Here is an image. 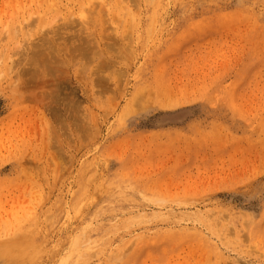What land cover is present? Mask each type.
Masks as SVG:
<instances>
[{"label": "rangeland", "instance_id": "1", "mask_svg": "<svg viewBox=\"0 0 264 264\" xmlns=\"http://www.w3.org/2000/svg\"><path fill=\"white\" fill-rule=\"evenodd\" d=\"M0 264H264V0H0Z\"/></svg>", "mask_w": 264, "mask_h": 264}, {"label": "bare ground", "instance_id": "2", "mask_svg": "<svg viewBox=\"0 0 264 264\" xmlns=\"http://www.w3.org/2000/svg\"><path fill=\"white\" fill-rule=\"evenodd\" d=\"M42 52V51H41ZM39 54V53H38ZM38 54H37V56H38ZM42 58V57H41ZM40 61L39 62H41V59L40 58H38ZM38 59L36 60V61H38ZM172 211V210H171ZM171 213V212H170ZM173 213H174V211H173ZM202 216L203 217H205V218H208V214L206 215V214H204V213H202Z\"/></svg>", "mask_w": 264, "mask_h": 264}]
</instances>
